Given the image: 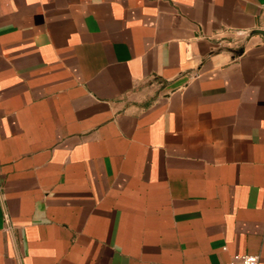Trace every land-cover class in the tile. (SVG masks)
Returning a JSON list of instances; mask_svg holds the SVG:
<instances>
[{"label": "crops", "instance_id": "obj_1", "mask_svg": "<svg viewBox=\"0 0 264 264\" xmlns=\"http://www.w3.org/2000/svg\"><path fill=\"white\" fill-rule=\"evenodd\" d=\"M264 0H0V264H264Z\"/></svg>", "mask_w": 264, "mask_h": 264}, {"label": "built area", "instance_id": "obj_2", "mask_svg": "<svg viewBox=\"0 0 264 264\" xmlns=\"http://www.w3.org/2000/svg\"><path fill=\"white\" fill-rule=\"evenodd\" d=\"M264 25V4L261 6ZM258 257L255 255H233L226 264H258Z\"/></svg>", "mask_w": 264, "mask_h": 264}, {"label": "water", "instance_id": "obj_3", "mask_svg": "<svg viewBox=\"0 0 264 264\" xmlns=\"http://www.w3.org/2000/svg\"><path fill=\"white\" fill-rule=\"evenodd\" d=\"M258 34H261L262 36H264V31H257Z\"/></svg>", "mask_w": 264, "mask_h": 264}]
</instances>
